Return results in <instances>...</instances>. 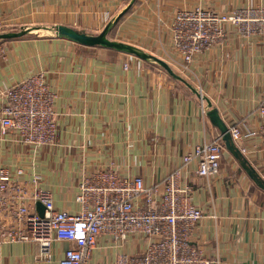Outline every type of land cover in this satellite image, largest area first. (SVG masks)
<instances>
[{
  "label": "crops",
  "instance_id": "obj_1",
  "mask_svg": "<svg viewBox=\"0 0 264 264\" xmlns=\"http://www.w3.org/2000/svg\"><path fill=\"white\" fill-rule=\"evenodd\" d=\"M251 2L0 0V32L45 27L33 31L43 30L48 37L13 38L1 44L0 108L4 102L1 92L36 72L44 76L56 95L54 143L36 149L21 145L13 133L0 134V167L8 171L21 168L22 179H36L40 188L50 192L56 208L75 211L78 206L74 196L82 171L110 164L118 173H137L145 185H152L179 167L185 152L221 137L206 114L208 109H216L227 127L235 123L243 128L255 127V107L264 86V41L250 44L231 33L224 45L195 55L186 71L193 74L191 78L204 93H210L202 101L194 85L180 74L175 73L179 76L175 78L163 66L165 71L148 61L156 58L167 65L177 64L172 59L178 56L173 57L169 46L164 44L160 51L147 50L136 40L146 29L152 37L161 31L169 41L173 11L182 6L227 10ZM121 12L117 20L120 31L134 24L132 35L127 37L135 41L134 48L149 52L151 57L75 43L49 30L60 25L85 34L101 32L107 24L106 13L114 19ZM239 145L247 149L242 157L224 146L215 176H198L194 163L182 169L181 178L193 186L192 201L204 215L192 243L217 264H264V200H259V196L264 198V189L244 167L258 170L264 166V154L257 138ZM69 244L54 241L51 258L44 259L35 243L0 240V264H58ZM140 247L141 243L131 241L117 245L109 237L100 236L84 264H114L118 253H132Z\"/></svg>",
  "mask_w": 264,
  "mask_h": 264
},
{
  "label": "built area",
  "instance_id": "obj_2",
  "mask_svg": "<svg viewBox=\"0 0 264 264\" xmlns=\"http://www.w3.org/2000/svg\"><path fill=\"white\" fill-rule=\"evenodd\" d=\"M199 9L177 13V24L193 22L194 46L177 41L178 54L189 63L202 52L200 38L209 25L229 22L234 15L201 14ZM111 14L106 13L108 21ZM218 25V24H217ZM184 29L180 36H186ZM189 65V64H188ZM182 66V69H186ZM0 108V134L13 133L21 145L40 149L55 141L56 121L53 103L55 93L41 73L30 74L5 88ZM257 125L243 128L241 123L227 127L231 141L242 155L241 144L257 138L264 154V86L255 107ZM224 145L220 136L194 146L180 158V166L172 169L158 183L145 185L141 175H123L111 167L97 166L82 171L74 201L77 210L56 208L49 191L40 188L36 179H22L23 170L0 167V240L35 243L38 255L51 258L54 241H68L58 264H84L100 236L117 245L126 241L140 244L132 253H118L114 264H217L192 243L194 232L203 219V210L193 203L194 188L181 178L182 169L195 164L198 176H215ZM256 173L264 181V166ZM161 185V190L159 189ZM43 205V215L35 204Z\"/></svg>",
  "mask_w": 264,
  "mask_h": 264
},
{
  "label": "rangeland",
  "instance_id": "obj_3",
  "mask_svg": "<svg viewBox=\"0 0 264 264\" xmlns=\"http://www.w3.org/2000/svg\"><path fill=\"white\" fill-rule=\"evenodd\" d=\"M251 3H248L246 5H239V6H232L227 10H220L217 9L215 7H210V6H206V5H194V6H182L180 8H176L173 12V16H172V20L169 23V41H167V39H164V35L161 36L162 32L160 31V35L158 34L157 36H150L148 33H146V29H143L144 32L141 34V38L140 39H136L137 41H139L141 44H144L146 46L147 50H158L160 51V49L162 48L161 46H164V44H166V46L170 47L172 49V51L174 52L173 57H175V55H177V59H172L176 62L172 64H176L175 67L172 64H169L172 71H174V73L180 74L186 81H188V83H192V85H194V88L196 89V93L198 94V96L200 97V99H206L207 94L210 93H204L202 91V87L197 83V81L193 78H191L190 75L193 74H188L186 70L189 71V65L190 62L192 63L194 57L192 58V60H190L189 63L185 64V60L180 54H178V46H177V41L180 37H182L181 41L185 42L188 45H196L195 44V39L193 37V33L196 31L197 26L195 25V23L190 22V23H180L177 24V13H180L181 11H187L188 9H199L200 12H202L201 14L203 15H207V16H212V15H219V14H225V15H234V20L233 21H229V22H216V25H209L208 26V31L206 32L205 36H203L202 38H200L201 40V44H202V52L204 51H209L210 49L217 47V46H222L226 43V40L228 39L229 34L231 33H235V35H238L239 37L248 40V42H250V44H260L264 41V0H261V2H258V0H251ZM113 20V17H111L108 21L106 26H103V29L107 27V31L105 33V38L115 42L117 44H123V45H128L133 47V44L135 43V41L133 40V38H128L127 35H132V31L134 30V27H132L134 24H128L125 30H121V27L118 26V22L116 21L115 23H111V21ZM111 23V24H110ZM109 24V25H108ZM218 24V25H217ZM146 25H149L148 23ZM30 28V27H29ZM162 27H159L158 29H161ZM158 29L156 30V32L158 31ZM187 31L186 36H180V32L183 30ZM20 30V29H18ZM45 30V29H44ZM102 30V29H101ZM132 30V31H131ZM47 32L45 31H41V30H36V31H32L30 33H27L15 40H19V39H24V38H28V39H34L36 38L38 35H41L42 37L48 38L46 37ZM91 34V32H88ZM100 33L96 32V33H92V35H96ZM123 33V34H121ZM44 39V38H43ZM10 40H0V48L2 47L1 44L4 42H9ZM91 47H100V46H96V45H92ZM166 47V48H167ZM138 48V47H137ZM115 50V48H113ZM140 49V48H138ZM120 52H125L127 53V51H122L119 49H116ZM142 51H144L143 49H140ZM145 53H149L144 51ZM164 49L162 51L161 54H164ZM129 53V52H128ZM177 53V54H175ZM149 55V54H148ZM153 55V54H152ZM147 57H151L146 56V57H142V58H147ZM148 61H154V65H156L157 67H160L159 69H161L162 71L164 70L163 67H161L162 65L154 58H148ZM145 60V59H143ZM158 64V65H157ZM182 66H186V69H182L183 72L180 73V67L182 68ZM127 65L126 63L124 64V68H126ZM165 71V70H164ZM39 73V72H36ZM168 73V72H167ZM193 73V71H192ZM35 74V73H32ZM168 75V74H167ZM29 76V75H28ZM27 77V76H26ZM180 84H183L182 82H179ZM107 167H111L115 170V167H113L112 165L108 164L105 165ZM161 190V185L160 188ZM262 196H259V200H264V198H261Z\"/></svg>",
  "mask_w": 264,
  "mask_h": 264
},
{
  "label": "water",
  "instance_id": "obj_4",
  "mask_svg": "<svg viewBox=\"0 0 264 264\" xmlns=\"http://www.w3.org/2000/svg\"><path fill=\"white\" fill-rule=\"evenodd\" d=\"M123 12H121L119 15H117L111 21V23L112 24L115 23ZM35 29H47V28H45V27H32V28H29L28 27V28H22V29H20L18 31H9V30L2 31V32H0V40L18 38V37H21V36H23V35H25L27 33L32 32ZM49 30H51L56 37L65 38V39H68V40L73 41L75 43H80V44L87 45V46H92V45H96L97 46L98 45V46L112 47V48H115V49H119V50H122V51H127L129 53H133V54H135V55H137L139 57L149 56L147 53H145L144 51H142V50H140L138 48H134V47H131V46H128V45H123V44H117L115 42H112V41L106 39L104 35H105L106 31H107V27L104 28L100 33H98L96 35L75 32V31L66 29V28H64V27H62L60 25H56V26L50 28ZM156 60L173 77L179 78L178 75H176L175 73H173L170 70V68L168 67V65L165 62H163L160 59H156ZM206 114H207L210 122L212 124H214L219 129L220 135H221V139H222V141L224 143V146L227 149H229L231 152H233L236 156H238V157L241 156L242 157V154L240 153L238 148L231 141L229 133H228L227 126L225 125V123L220 118V116H219L218 112L216 111V109H214V108L208 109ZM244 167L247 170V172L250 175V177H252V179L256 182V184L259 187H261L262 189H264V181L259 177V175L256 173V171H254L251 167H249L247 165H244ZM35 207H36V211L38 212V214L40 216H42L43 215V211H44L43 205L41 203L37 202L35 204Z\"/></svg>",
  "mask_w": 264,
  "mask_h": 264
}]
</instances>
